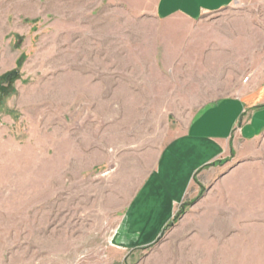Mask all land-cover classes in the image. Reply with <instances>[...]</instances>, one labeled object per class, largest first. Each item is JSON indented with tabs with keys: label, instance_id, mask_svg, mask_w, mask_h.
<instances>
[{
	"label": "rangeland",
	"instance_id": "rangeland-1",
	"mask_svg": "<svg viewBox=\"0 0 264 264\" xmlns=\"http://www.w3.org/2000/svg\"><path fill=\"white\" fill-rule=\"evenodd\" d=\"M122 1L0 0V264L173 261L172 231L202 196L199 179L153 242L125 250L111 235L195 109L233 81L247 92L264 80L261 7L190 23L137 15ZM110 89L117 104L93 102ZM254 148L232 179L243 199L227 200L213 264H264V134Z\"/></svg>",
	"mask_w": 264,
	"mask_h": 264
},
{
	"label": "crops",
	"instance_id": "crops-1",
	"mask_svg": "<svg viewBox=\"0 0 264 264\" xmlns=\"http://www.w3.org/2000/svg\"><path fill=\"white\" fill-rule=\"evenodd\" d=\"M239 1L123 0L122 3L124 10L137 15L190 23L239 6L264 10V0ZM229 42L223 46L234 43ZM207 48L203 57L213 55L210 43ZM207 60L211 59L199 58L196 62ZM254 84L245 92L233 81L221 95L196 108L182 132L161 148L152 170L133 193L111 235L114 247L131 250L153 242L173 220L195 179H199L207 184L202 196L181 216L172 231L173 261H166L165 256L157 264H213V253L222 252V240L227 238V213L231 206L227 200L239 198L242 202L243 199L240 182L232 179L238 169L250 164L257 151L254 144L264 134V80L255 79ZM103 91L94 93L93 102L117 104L116 89L108 90L107 96ZM69 100L75 101L72 96ZM228 156H233L232 162L220 171V165L215 163ZM212 224H215L214 233ZM213 242L218 249L215 252Z\"/></svg>",
	"mask_w": 264,
	"mask_h": 264
},
{
	"label": "trees",
	"instance_id": "trees-1",
	"mask_svg": "<svg viewBox=\"0 0 264 264\" xmlns=\"http://www.w3.org/2000/svg\"><path fill=\"white\" fill-rule=\"evenodd\" d=\"M13 73H14V71L7 73V74L4 76V80L6 79V77L12 75ZM16 76H17L16 73H15L14 75H12V76L8 79V82H10V80L14 79ZM3 87H6V85H3ZM183 212H184V211L181 210V211L179 212V215H182Z\"/></svg>",
	"mask_w": 264,
	"mask_h": 264
},
{
	"label": "water",
	"instance_id": "water-1",
	"mask_svg": "<svg viewBox=\"0 0 264 264\" xmlns=\"http://www.w3.org/2000/svg\"><path fill=\"white\" fill-rule=\"evenodd\" d=\"M12 75H14V73H13ZM12 75L6 77L7 83H8V79H9ZM7 83H6L5 85H7Z\"/></svg>",
	"mask_w": 264,
	"mask_h": 264
},
{
	"label": "built area",
	"instance_id": "built-area-1",
	"mask_svg": "<svg viewBox=\"0 0 264 264\" xmlns=\"http://www.w3.org/2000/svg\"><path fill=\"white\" fill-rule=\"evenodd\" d=\"M236 3L240 2L239 0H235Z\"/></svg>",
	"mask_w": 264,
	"mask_h": 264
}]
</instances>
